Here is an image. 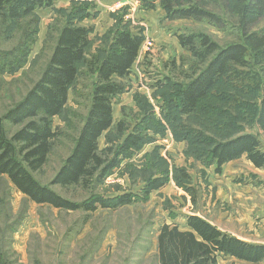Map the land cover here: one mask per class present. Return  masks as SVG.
Listing matches in <instances>:
<instances>
[{"label": "trees", "instance_id": "obj_1", "mask_svg": "<svg viewBox=\"0 0 264 264\" xmlns=\"http://www.w3.org/2000/svg\"><path fill=\"white\" fill-rule=\"evenodd\" d=\"M57 1L0 0V79L24 70L38 30L37 20L31 17L36 10L52 7ZM138 1L144 9H154L159 4L168 18L206 19L215 25H224L219 15L192 0ZM229 2L238 15L241 41L221 46L205 33L180 34L181 46L196 59L190 68L193 74L185 75L187 80L178 83L174 92L164 96L161 105L165 121L171 128L173 120L178 119L176 115L180 119L178 125L183 117L202 120L199 127L193 124L181 126L174 136L187 143L185 154L188 158L203 160L207 167L215 165L217 173L222 172L226 163L243 156L256 168H264V145L259 135L260 131L264 134V94L260 92L264 73L262 78L260 73L250 75V71L264 66V28L252 30L264 18V0ZM87 7L77 4L70 10H62L63 22H55L49 27L44 46L32 61L36 63L50 46L51 53L38 79L21 99L0 115V178L6 177L14 188L37 204L93 212L98 207L116 209L130 205L134 203V195L129 192L107 199L92 192L77 202L41 183L34 174L48 161L59 135L54 118L66 119L69 92L78 77L84 72L96 77L91 104L74 138V146L51 184L89 189L120 168L123 161L139 153L154 126H159L156 132L160 133V126L164 124L154 111L152 116H143L131 131L125 124V115L117 123L114 121V101L129 88L126 79L140 54L145 36L120 23L107 46H100L94 52L90 37L92 29L79 23L93 17ZM17 32L20 33L18 37ZM84 68L86 70L82 71ZM170 81L171 78L166 77L165 82L158 80L151 87L158 93L164 83ZM212 95L225 103L218 101L221 106L216 103L205 105ZM247 100L250 102L246 103ZM228 105L232 110L227 108ZM243 107L251 114L243 111L241 119L248 117L246 124L255 126L256 132L240 131V109ZM211 113L215 117L222 113L223 120L233 116L232 120L222 123L212 118ZM221 127L230 129L231 133L239 128V132L218 139L211 131ZM113 131L116 135H112ZM101 137H105L104 147L100 146ZM154 165V160L148 158L140 168L145 183L141 191L146 196L165 187L168 181L166 172V176H156ZM179 170L190 179L184 169ZM129 175L133 177V173ZM221 256L261 263L264 261V244L242 240L196 214L186 217L184 228L166 223L159 229V264H219Z\"/></svg>", "mask_w": 264, "mask_h": 264}, {"label": "rangeland", "instance_id": "obj_2", "mask_svg": "<svg viewBox=\"0 0 264 264\" xmlns=\"http://www.w3.org/2000/svg\"><path fill=\"white\" fill-rule=\"evenodd\" d=\"M191 2L219 15L224 25L218 26L206 19L168 18L159 4L154 9H144L138 0H58L52 7L38 9L32 15L31 18L37 20L38 26L36 40L24 70L0 79V115L21 99L38 79L51 53L50 46L36 63L32 61H35L44 46L49 27L54 26L55 22H63L62 10L85 4L93 17L80 20L79 23L92 29L90 37L94 52L100 46H107L120 23L145 36L139 58L126 79L129 88L114 101L115 122L125 115V124L128 131H131L143 116H152L154 111L164 125L160 126V133L156 132L159 126L155 125V132H149L150 136L139 153L123 161L120 168L89 189L51 184L55 173L71 152L74 138L91 104L96 77L88 72L82 73L69 92L65 115L67 120L60 116L54 118V126L59 135L48 161L34 174L41 183L50 185L59 194L77 202L89 197L92 192L107 199L130 192L134 195V203L116 209L98 207L93 212L68 211L28 200L6 177H2L0 264H159L157 235L160 227L166 223H175L184 228L186 217L191 214H200L206 220L218 223L221 230L240 236L242 240L264 244V168L256 169L244 157L226 163L222 172L217 173L215 165L207 167L203 160L188 158L185 154L187 143L176 139L174 134L183 125L199 127L202 120L196 117L187 120L183 117L178 125L180 119L176 115L178 119L176 122L173 120L171 128L161 110L162 98L174 92L178 83L186 81L185 75L193 74L190 68L196 59L181 46L180 34L205 33L221 46L241 41L238 15L229 0ZM263 28L264 18L252 30ZM16 34L18 37L20 33ZM262 68L264 66L250 71V75L260 73L262 78ZM166 77L171 78V81L164 83L157 93V89L151 85L158 80L165 82ZM260 81V92L264 94V83ZM218 101L225 103V100H218L212 95L204 104H219ZM122 105L127 106L121 109V113ZM244 110L245 107L240 109V131L256 132L255 126L246 124L248 117L241 119ZM221 114L215 117L211 113L212 118L218 122L232 120L233 115L223 120ZM211 132L218 139H223L237 134L239 128L232 133L230 129L222 127ZM112 135H116V131ZM259 135L264 145L263 132L260 131ZM100 146H105V137L100 138ZM148 158L155 162L153 167L156 176H166V172L168 181L165 187L146 196L141 191L145 183L140 168ZM179 169H184L190 179L185 178L184 172ZM129 173H133V177ZM245 212L247 217L249 215L248 219L240 217ZM231 214L235 215L229 218ZM219 264H264V261L250 263L231 256H221Z\"/></svg>", "mask_w": 264, "mask_h": 264}, {"label": "crops", "instance_id": "obj_3", "mask_svg": "<svg viewBox=\"0 0 264 264\" xmlns=\"http://www.w3.org/2000/svg\"><path fill=\"white\" fill-rule=\"evenodd\" d=\"M108 1H113V0H108ZM144 44V43H143ZM142 48H143V45H142ZM141 48V49H142ZM141 49H140V52H141ZM138 58H139V56H138ZM137 61V60H136ZM134 68V67H133ZM133 68H132V70H133ZM126 93V92H125ZM125 93H123V94H125ZM123 94H121L120 96H122ZM120 96H118V98H120ZM114 105H115V103H114ZM124 106H127V105H122L121 106V108H120V112H121V109L124 107ZM122 113V112H121ZM113 118H114V121H115V108H114V106H113ZM120 120V118L117 120V121H119ZM245 156H243L242 158H244ZM246 158V157H245ZM241 159V158H240ZM247 159V158H246ZM237 160H239V159H237ZM248 160V159H247ZM234 161H236V160H234ZM234 161H230V162H228V163H231V162H234ZM249 161V160H248ZM227 163V164H228ZM257 169V168H256ZM260 209H262V208H260ZM246 214V215H245ZM197 215H199V216H201L202 217V215H200V214H197ZM233 215H235V214H231L230 216H229V218L230 217H232ZM241 216H244V218H246V219H248V217H249V215H248V217H247V213L245 212L244 214H241L240 215V217ZM226 217H228V216H226ZM244 218H241L242 220L244 219ZM245 219V220H246ZM210 223H212V224H214V225H216L217 227H218V223H214V222H212V221H209ZM243 222V221H242ZM235 236V235H234ZM236 237H238V238H240V239H243L242 237H240V236H237L236 235Z\"/></svg>", "mask_w": 264, "mask_h": 264}]
</instances>
